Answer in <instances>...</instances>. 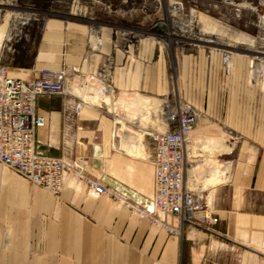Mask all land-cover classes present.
Masks as SVG:
<instances>
[{"label":"crops","instance_id":"crops-1","mask_svg":"<svg viewBox=\"0 0 264 264\" xmlns=\"http://www.w3.org/2000/svg\"><path fill=\"white\" fill-rule=\"evenodd\" d=\"M208 21L214 28H204L202 21L206 31H223L236 41L245 39L243 33L221 28L214 19ZM90 26L85 20L61 17L34 19L22 27L35 29L32 37L23 35L25 41L17 28L12 41L13 29H9L10 35L0 44V64L7 76L20 79H33L41 69L65 65L88 73L86 82L99 86L104 98L106 93L110 97V103L101 101L111 110L125 112L124 118L115 123L114 115L86 104L65 134L69 96L40 95L37 109L46 121L37 131L36 145L51 156L84 161L86 175L151 208L155 168L148 157L152 147L146 134L153 132V123L161 118L146 109L154 96L169 92L166 56L147 38L137 47L129 45L127 51L116 44L113 50V28L104 27L98 37L88 35ZM109 54L114 56L111 92L97 78ZM212 54L205 64L206 97L204 70L197 73V81L188 72L194 55L183 59V78L192 79L195 106L204 109L207 100V117L222 124L225 134L229 128L240 137L233 166L224 162L228 165L224 181L207 189L217 223L209 230L186 224L182 235L171 234L109 196H95L86 182L73 175L67 176L63 190L55 196L0 163V264H264V83L256 77L260 82L255 86L241 84L248 79L241 67L238 79L233 78L222 55L220 60ZM80 83L72 81L71 92L83 99L92 96L88 83L84 82L86 87ZM114 89L120 96L118 106L112 103ZM222 101L223 108L216 109ZM142 102L146 106L139 108ZM127 122L143 130H126ZM138 135L141 140H136Z\"/></svg>","mask_w":264,"mask_h":264},{"label":"rangeland","instance_id":"rangeland-1","mask_svg":"<svg viewBox=\"0 0 264 264\" xmlns=\"http://www.w3.org/2000/svg\"><path fill=\"white\" fill-rule=\"evenodd\" d=\"M177 3H182L181 7ZM49 17H61L80 22L85 20L91 25L88 35L94 33L98 36L106 26L113 28L115 31V38L112 42L113 50H117L114 48L116 44L118 48H124L127 51L129 45L133 44L137 47L143 38H147L153 43L155 42L157 48L164 52L166 56V71L169 76V92L163 97L152 96L150 106L154 101L161 108L166 102L174 104H178L180 101L188 102L197 109L199 114L198 125L195 130L207 132H204L201 136L209 133L211 137L216 138H211L213 140L211 141L210 139L208 141L209 145L201 139L194 146L193 151L195 152L192 154L200 162L196 163L197 166L194 164L192 166L194 165L195 169L201 170L193 171L194 173H191V177H189L190 174L187 176L189 187L193 186L192 188L196 191H202L204 196L207 195V199L210 202L209 190L204 189L203 183L208 174V167L203 165V163H206L207 158L213 157L218 166L222 167L225 165L224 162H231L232 167L240 137L229 128L224 129L228 135L225 134L223 129L219 127H223L222 124L207 117V100L204 102V109H199L195 106L196 104L192 101V79L190 77L183 78L184 58L187 55L191 59L193 55L196 57L194 58L195 60H192L193 62L190 61L188 64L190 69L188 72L193 74L194 78L196 77V81L198 80L197 73H201L204 70L203 76H205V80L203 79L202 81L203 83L204 81L206 82L203 84V87H205L204 96L207 94L206 76L208 77L205 71V64L206 61L208 63L211 60L212 57L210 58V56L213 55L212 53H214L215 57L220 56V60L222 55V62L227 67V70L228 66L230 67V73L233 78L239 77V69L241 67V71L246 73V76H244L248 78L246 81L244 79L241 80V84H246L250 87L255 86L259 84V79L264 83V0H0V44L10 35L9 29H13V35H11L13 41L17 33L15 28L18 29L20 36L23 38L22 40L25 41L24 34L32 37V33H35V29L33 31L32 28H29V31H26L27 28L25 30L22 29L25 23H30L34 19L42 20ZM202 17L214 19L221 28H229L232 33H243L245 39L236 41L223 31L204 30ZM89 51L90 48L88 47ZM110 62H112L110 64V66L112 65L110 76L113 77L114 56L112 54L106 55L100 66H106ZM0 66L5 67L2 64ZM63 67L72 69L74 75H79L81 80L83 78L85 79L84 82L88 83L86 82L90 78L88 73L82 72L78 66L65 65ZM45 69L51 68L41 69L39 74ZM256 77L259 79H255ZM84 82L82 81L79 85L85 86ZM236 82L239 84L240 80H236L235 84ZM96 83V81L93 82V84ZM88 85L92 84L88 83ZM72 96L76 105L80 103L83 106L90 104L89 102H83L84 99L80 96L75 94ZM119 97L114 89L112 103L115 106H118L116 104L119 103ZM90 105L103 108L107 113L114 115L115 123L120 122L118 119L121 117L124 118L125 112L119 109L111 110L110 106L108 107L104 102ZM222 108L223 101L216 103V109ZM157 109L159 112H156ZM160 110V107H153L149 113L155 112L157 116H160ZM147 120L150 124L153 123L151 118ZM127 125L131 127H125L124 129L126 130L128 128H131L128 130H136V132L143 130L136 123L127 122ZM116 126L117 130L119 127L118 125ZM153 126H155L154 129L161 131L163 129L161 119L153 123ZM149 130L148 128L146 131ZM193 134H195V131ZM146 135L150 139L152 147V139L148 136V133ZM225 143L232 145L233 150L230 153L222 152ZM201 145L205 146L201 147ZM206 146L208 148L211 146V150L209 151ZM214 147L216 148L213 149ZM220 148L221 151L219 150ZM152 150L153 147L150 153ZM188 160L190 161L191 159L189 158ZM205 173L206 175H204Z\"/></svg>","mask_w":264,"mask_h":264},{"label":"built area","instance_id":"built-area-1","mask_svg":"<svg viewBox=\"0 0 264 264\" xmlns=\"http://www.w3.org/2000/svg\"><path fill=\"white\" fill-rule=\"evenodd\" d=\"M111 63L101 66L98 73L107 85L111 84ZM77 77L79 75H74L72 69L62 67L45 69L33 79L12 78L6 75V68L0 66V163L55 196L60 195L67 176L74 175L86 182L95 196L107 195L171 234L182 235L187 223L208 230L217 223L207 195L187 185L190 153L186 141L196 125L195 107L188 102H166L160 110L163 131L154 129L148 133L153 147L148 157L155 168V195L151 208L134 203L86 175L84 161L54 157L37 147V131L46 121L45 116L38 113V97L57 94L70 97L64 108V132L68 134L83 107L81 103H74L70 89L71 82Z\"/></svg>","mask_w":264,"mask_h":264},{"label":"bare ground","instance_id":"bare-ground-1","mask_svg":"<svg viewBox=\"0 0 264 264\" xmlns=\"http://www.w3.org/2000/svg\"><path fill=\"white\" fill-rule=\"evenodd\" d=\"M178 5H179V7H181V5H182V3H177ZM176 9V8H175ZM174 9V10H175ZM202 21H204L203 22V26H204V28H209V29H211V28H214V26L208 21V18L207 17H203L202 18ZM229 34H232L231 32L229 33ZM233 37V36H232ZM236 38H238V36H235ZM235 39V38H234ZM236 40V39H235ZM57 69H60V68H57ZM54 70H56V69H54ZM100 71V70H99ZM99 73V72H98ZM97 78H99L100 79V77H99V75L97 74ZM96 78V79H97ZM102 79V78H101ZM100 79V80H101ZM102 83L104 84V87H105V89L108 91L109 90V92H111L110 91V89H111V84H109V85H107L105 82H103V80H102ZM78 87V86H77ZM76 87V88H77ZM86 87V86H85ZM75 88V89H76ZM87 88H89V92H90V94H92V96L90 95V96H86L85 97V101L86 102H89V103H92V104H95V103H102V99L106 102V103H110V97H109V95H107L108 93H106V95H105V98L103 97V96H101L100 94H99V91L101 90H98L99 89V86L96 88L94 85H88L87 84ZM77 90H80V89H77ZM83 92V91H82ZM86 92V91H85ZM87 93V92H86ZM100 93H102V91L100 92ZM83 94V93H82ZM81 94V95H82ZM84 95V94H83ZM103 95V94H102ZM81 97V96H80ZM83 99V98H82ZM140 103V102H139ZM147 103V102H146ZM143 106H146V104L145 103H141L140 104V107L139 108H143ZM160 107V109H162L161 108V106L160 105H158V104H152V106L151 107H149L148 109H146L147 110V112L149 113V111L151 110V108H153V107H156V108H158V107ZM134 107V106H133ZM141 110V109H140ZM193 110H195L196 111V113H195V116H196V125H195V127L192 129V131L189 133V136H188V141H186L187 142V145H188V150H189V153H190V155H189V157H188V159L190 158L191 160L189 161L188 160V162H187V172H186V177L187 176H189L188 174H190V176L189 177H191V173L193 172V171H197V170H201V169H195L193 166L194 165H196L197 166V164L196 163H198V162H200V160L199 159H196V156L194 155L193 156V152H195V151H193L194 149V146H196V144H198L199 143V141L202 139V140H204L205 141V143L207 144L208 143V141L211 139V136L208 134V135H204V136H201V135H203L204 134V132L205 131H203V130H195V128L197 127V125H198V120H199V114H198V112H197V109L196 108H194ZM156 112H159L158 111V109L156 110ZM160 114V113H159ZM131 116V115H130ZM139 116V115H138ZM145 116V115H144ZM135 117V116H134ZM158 117H160L159 115H158ZM161 118V117H160ZM145 119V118H144ZM145 121H147V120H145ZM151 126V125H150ZM197 129V128H196ZM160 131V130H159ZM161 131H163V129L161 130ZM194 131H195V134H193L194 133ZM197 131V132H196ZM205 133H207V132H205ZM192 134H193V136H192ZM143 135V134H142ZM220 136V135H219ZM194 137V138H193ZM141 138H142V136L141 135H138L137 137H136V140H141ZM213 139H211V141H212ZM228 141V140H227ZM226 141V142H227ZM139 142V141H138ZM194 143V145H193V143ZM137 143V142H136ZM208 145H209V143H208ZM198 146V145H197ZM203 146H205V145H203ZM202 145H201V147H203ZM234 146V145H233ZM136 147V146H135ZM207 147V146H206ZM211 147V146H210ZM208 148L207 147V149L210 151L211 150V148ZM220 147H221V145H220ZM196 148V147H195ZM216 147H214L213 149H215ZM222 148H223V146H222ZM132 149H133V147H132ZM137 149V148H136ZM202 149V148H201ZM204 150V149H203ZM220 151H221V148L219 149ZM232 150V145H230V144H226L225 143V145H224V149H223V153L224 152H230ZM134 151H135V149H134ZM205 152V151H204ZM193 153V154H192ZM212 154H214V153H212ZM210 157V156H209ZM192 164H194L193 166H192ZM201 164V163H200ZM203 165H205L206 167H208L207 169H208V174H207V177L203 180L204 181V189H208L209 187H213V186H215V185H217L218 183H220V182H222V181H224L223 179H224V177H225V174H226V172H227V170H228V165H225V166H222V167H220V166H218L217 164H216V160L213 158V157H211V158H207V160H206V163L204 162L203 163ZM198 168H199V166H198ZM206 170V169H205ZM194 173V172H193ZM192 173V174H193ZM204 175H206V173L204 174ZM74 176V175H73ZM76 177V176H75ZM76 178H78V177H76ZM203 178H204V176H203ZM79 179V178H78ZM193 179V178H192ZM81 180V179H80ZM186 180H187V178H186ZM82 181V180H81ZM189 181V180H188ZM188 185V184H187ZM191 185V184H190ZM198 185V184H197ZM208 185H209V187H208ZM189 186V185H188ZM193 187V186H192ZM192 187H190L192 190H194V191H196L194 188H192ZM215 188V187H214ZM197 192H202V191H197ZM175 221V220H174Z\"/></svg>","mask_w":264,"mask_h":264}]
</instances>
